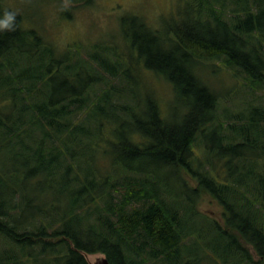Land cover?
Masks as SVG:
<instances>
[{
    "label": "trees",
    "instance_id": "obj_1",
    "mask_svg": "<svg viewBox=\"0 0 264 264\" xmlns=\"http://www.w3.org/2000/svg\"><path fill=\"white\" fill-rule=\"evenodd\" d=\"M176 8L162 27L122 18L127 54L112 37L62 50L8 9L0 264H264V0ZM219 60L262 101L224 105L209 77Z\"/></svg>",
    "mask_w": 264,
    "mask_h": 264
},
{
    "label": "rangeland",
    "instance_id": "obj_2",
    "mask_svg": "<svg viewBox=\"0 0 264 264\" xmlns=\"http://www.w3.org/2000/svg\"><path fill=\"white\" fill-rule=\"evenodd\" d=\"M177 1L96 0L92 6H82L69 1V7L66 9L71 10L73 17L65 18L63 12L65 0H54L53 2L44 0H0V14L5 9L20 12L25 15V20L29 26L36 27L43 35L47 33L50 40H53L62 50L66 48L75 49V46L78 45L86 48L94 43H107L112 37L119 41L120 49L127 54L121 26L122 18L127 15L138 14L144 16L153 25L158 26L157 23L159 22L162 27L163 23L159 20L164 16L170 18L177 12ZM217 65H219L218 72L209 76L211 77L210 84L214 89L220 91L228 101L224 105L230 106L229 108L232 111H237L238 108L244 107L247 101L252 103L262 101L260 99L262 92L252 94L249 91L250 89L246 87L243 75L241 77L232 75L233 72L225 68L222 60H219ZM161 93L166 94V89L162 90ZM111 159L113 160V156L106 160L111 161ZM164 176L169 178V184L174 188L175 193L183 190V186L174 173L172 176L168 174H164ZM199 208L207 216L222 221V209L214 199L204 196L203 200L199 202ZM101 257H104V255H87L89 263H93ZM203 264L209 263L204 260Z\"/></svg>",
    "mask_w": 264,
    "mask_h": 264
},
{
    "label": "clouds",
    "instance_id": "obj_3",
    "mask_svg": "<svg viewBox=\"0 0 264 264\" xmlns=\"http://www.w3.org/2000/svg\"><path fill=\"white\" fill-rule=\"evenodd\" d=\"M63 7H69V0H65ZM17 13L12 10L5 9L0 14V32H15L17 30Z\"/></svg>",
    "mask_w": 264,
    "mask_h": 264
},
{
    "label": "water",
    "instance_id": "obj_4",
    "mask_svg": "<svg viewBox=\"0 0 264 264\" xmlns=\"http://www.w3.org/2000/svg\"><path fill=\"white\" fill-rule=\"evenodd\" d=\"M90 264H111L106 256L98 258L95 262Z\"/></svg>",
    "mask_w": 264,
    "mask_h": 264
}]
</instances>
